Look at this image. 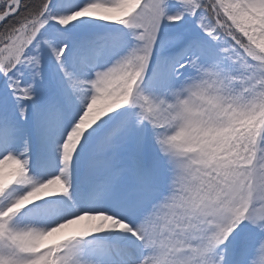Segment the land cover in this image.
<instances>
[{"label": "snow or ice", "instance_id": "snow-or-ice-1", "mask_svg": "<svg viewBox=\"0 0 264 264\" xmlns=\"http://www.w3.org/2000/svg\"><path fill=\"white\" fill-rule=\"evenodd\" d=\"M0 264H264V0H0Z\"/></svg>", "mask_w": 264, "mask_h": 264}]
</instances>
